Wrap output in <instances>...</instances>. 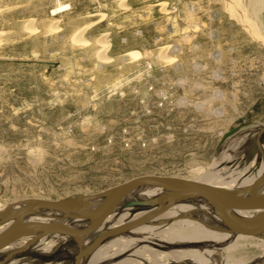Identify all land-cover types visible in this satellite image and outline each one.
I'll use <instances>...</instances> for the list:
<instances>
[{
	"label": "rangeland",
	"instance_id": "1",
	"mask_svg": "<svg viewBox=\"0 0 264 264\" xmlns=\"http://www.w3.org/2000/svg\"><path fill=\"white\" fill-rule=\"evenodd\" d=\"M56 4L66 7L54 13ZM224 5L0 0V205L72 199L147 175L191 180L197 169L230 180L240 160L257 153L260 162L264 40ZM252 8L264 36V0ZM242 135L251 139L226 149ZM143 243L129 264L160 263Z\"/></svg>",
	"mask_w": 264,
	"mask_h": 264
},
{
	"label": "bare ground",
	"instance_id": "2",
	"mask_svg": "<svg viewBox=\"0 0 264 264\" xmlns=\"http://www.w3.org/2000/svg\"><path fill=\"white\" fill-rule=\"evenodd\" d=\"M224 1H226L225 9L231 17L235 20L239 19L243 28L264 40L263 31L254 24L253 19H250L256 14V10L254 11L252 7L259 6L262 0H247L246 4L241 0ZM65 7L64 4H56L53 12H61ZM73 41L80 44L87 43L80 35L74 37ZM107 46L101 44V48ZM127 56L133 60L140 57L138 53H129ZM159 58L167 61L166 63L173 62L163 56ZM121 83L122 79L113 86L118 88L117 84ZM251 132L254 134L255 130ZM244 136L234 139L226 149L235 148L251 139ZM254 139L255 137L249 144ZM248 147L251 148L250 145ZM260 151V162L255 159L257 153L251 155L248 161L237 162L240 166L237 167V175L230 180L219 181L210 172L205 171V173L201 169L193 170L191 180L213 186L236 197H248L249 192L245 187L264 171V137ZM263 194L264 185L258 189V195ZM102 200L103 198L84 199L79 205L85 209H94ZM25 202L0 205V211H16L24 206ZM257 213L241 212L239 215L250 218ZM22 221L56 222L71 229H82L88 224L86 220L71 219L47 208L33 210ZM10 225L11 222L0 224V235L5 233ZM155 236H161L162 242H155V239L153 240ZM232 236L234 237L230 240L226 239ZM140 242L149 244L151 248L146 251L148 250L151 256H160L159 263L156 258L148 255L155 259H149L151 260L149 264H175L176 261H185V264H247L251 260L256 263L264 258V231L256 236L231 233L222 222L220 215L202 198L176 197L173 192L157 186L139 185L117 202L95 232L80 238L57 234L38 238L37 233H32L0 250V264H74L77 257L80 258L79 264H129L131 257L138 256L132 249L134 250V246L136 245V248ZM93 243L96 244L91 247ZM187 245L189 247L185 249ZM172 251L179 253L172 256ZM142 257L145 256L141 253Z\"/></svg>",
	"mask_w": 264,
	"mask_h": 264
},
{
	"label": "water",
	"instance_id": "3",
	"mask_svg": "<svg viewBox=\"0 0 264 264\" xmlns=\"http://www.w3.org/2000/svg\"><path fill=\"white\" fill-rule=\"evenodd\" d=\"M264 133V127H263ZM260 150L262 143L256 139ZM139 185H150L173 192L176 197L195 196L205 200L213 210L220 215L228 231L242 236H256L264 231V194L258 195V189L264 185V171L250 185L245 187L249 196L242 198L230 195L213 186L193 181L163 176H140L120 183L110 189L91 195H81L65 200L33 199L16 211H0V224L11 222L9 229L0 235V250L32 233L37 236L63 235L70 238H80L95 232L107 218L117 202L130 190ZM103 198L94 209L82 208L79 204L84 199ZM37 208H47L62 213L65 217L86 220L88 224L82 229H71L56 222H23V218ZM241 212H258L250 218L239 215ZM96 243L91 245L94 246ZM77 257L74 264H79ZM112 264V263H102ZM253 264H264V258Z\"/></svg>",
	"mask_w": 264,
	"mask_h": 264
}]
</instances>
